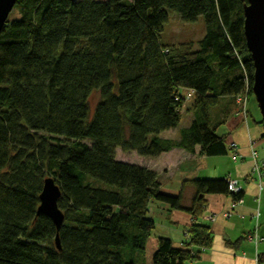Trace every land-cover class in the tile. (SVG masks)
Listing matches in <instances>:
<instances>
[{"label": "trees", "instance_id": "obj_1", "mask_svg": "<svg viewBox=\"0 0 264 264\" xmlns=\"http://www.w3.org/2000/svg\"><path fill=\"white\" fill-rule=\"evenodd\" d=\"M244 3L16 1L0 30V264H186L197 258L193 247L211 246L210 226L197 221L205 195L236 201L243 190L232 193L226 178H196L185 208L181 194L160 190L156 171L117 160L116 148L144 157L196 146L202 155L229 153L210 110L223 96L237 107L245 89L253 97ZM169 11L185 23L202 16L199 40L166 46ZM187 91L189 125L160 136L178 127ZM49 177L61 192L59 249L52 220L37 214ZM154 201L193 214L183 247L152 234Z\"/></svg>", "mask_w": 264, "mask_h": 264}, {"label": "crops", "instance_id": "obj_2", "mask_svg": "<svg viewBox=\"0 0 264 264\" xmlns=\"http://www.w3.org/2000/svg\"><path fill=\"white\" fill-rule=\"evenodd\" d=\"M219 100L220 103L210 110L212 120L220 123L216 131L224 136L225 143L236 144L237 152L241 156L237 162L232 160L228 152L215 156L202 155L199 153V146H196L192 153L182 148L162 152L153 158L155 161L149 160L143 166L156 171L162 192L170 195L181 194L182 206L185 208L192 205L195 190L191 182L194 179L229 177L238 180L243 188V196L242 201L235 206H232L233 201L229 195H205L207 204L197 221L210 226L212 243L208 248L193 247L197 258L187 261L186 264H257L255 258L260 253L262 242L255 245L246 236L256 229L264 237V229L261 228L264 221V178H261L259 187L256 178L251 175L250 155L251 143L255 150L260 144H264L263 132L243 120L230 98L223 96ZM224 111L227 113L223 117L221 113ZM176 135L177 132L174 136ZM228 213L229 216H225ZM148 214L153 218L155 228H159V233L156 234L168 237L175 247H183L185 229L196 222L193 214L171 209L162 202H152ZM206 215H215L214 221L206 220Z\"/></svg>", "mask_w": 264, "mask_h": 264}, {"label": "water", "instance_id": "obj_3", "mask_svg": "<svg viewBox=\"0 0 264 264\" xmlns=\"http://www.w3.org/2000/svg\"><path fill=\"white\" fill-rule=\"evenodd\" d=\"M16 1L0 0V30L6 23V19ZM243 11L245 44H247L252 58V65L254 66L251 86L252 94L256 101L261 120L264 122V0H245ZM60 193V189L52 177L44 179L38 196L39 205L37 207V214L41 213L51 219L57 230L54 238L57 249L60 248L58 231L64 219L59 207H57Z\"/></svg>", "mask_w": 264, "mask_h": 264}, {"label": "rangeland", "instance_id": "obj_4", "mask_svg": "<svg viewBox=\"0 0 264 264\" xmlns=\"http://www.w3.org/2000/svg\"><path fill=\"white\" fill-rule=\"evenodd\" d=\"M13 15H16V13H13ZM204 28L205 25L203 24V19L202 16H198V18L193 21V22H183L178 14L169 11L168 12V19L164 24V28L162 33L160 34L161 36V40L162 42L168 46V47H172L173 50H175V48L178 46H185L188 43H195L196 41L199 40V38L202 36L203 32H204ZM180 44V45H179ZM195 47V46H194ZM253 96V95H252ZM99 99V95L97 91H93L90 94V98L88 99V106L90 109V113L92 111V109L94 108V105L96 104V102ZM190 99H184V106H182L181 108V119L180 122L178 123V127L174 128V129H169L168 131H163L160 132V136H163L165 138H170V137H176L174 136V134L177 132V130L182 127V126H187L192 113H190L187 108L190 105L189 102ZM237 104V102H236ZM240 106L237 104V108H239ZM246 109L248 110L247 113V117H246V121L249 122V124L251 125V127H258V129L260 128L261 132H263V126H261L260 123H257L258 119L261 118L259 110L257 108V104L256 101L253 97H250L247 105H246ZM239 111V110H238ZM260 136L257 135L256 139H258V137ZM264 143V142H263ZM116 159L123 161V162H129L132 164H148L150 161H155V159H153L154 157H144V156H140L138 154H136L135 152L129 151V152H122L120 149L116 148ZM255 150V147H254ZM256 154H257V162L259 161H263L264 162V144H260L259 147H257V149L255 150ZM232 158V157H231ZM233 160V159H232ZM234 162H237L236 160H233ZM253 164V160L251 158V166ZM158 170H160V166L158 165ZM179 169V166L177 167ZM211 178V177H210ZM264 178V175L263 177ZM263 187H264V179H263V183H262ZM261 228L264 229V221H262L261 223ZM156 233H159V228H154L152 230V234L157 235ZM184 235L187 237L188 235H186L184 233ZM247 237V236H246ZM185 239V238H184ZM252 243H254L252 241ZM255 245H258V243H254ZM262 246L260 247V253L264 254V241L261 243ZM260 264H264V263H260Z\"/></svg>", "mask_w": 264, "mask_h": 264}, {"label": "built area", "instance_id": "obj_5", "mask_svg": "<svg viewBox=\"0 0 264 264\" xmlns=\"http://www.w3.org/2000/svg\"><path fill=\"white\" fill-rule=\"evenodd\" d=\"M191 92L192 91H187V93L185 94V98L184 99H190L191 96ZM235 100L237 102V104L240 106L239 109L242 113V115L246 118L247 114H246V105L248 102L247 99V89H245L244 92L239 93L238 95H236ZM229 153L232 157L233 160H237L239 157H241L236 149V144L234 143H229ZM250 155L251 158L253 160V164H252V168H251V175L253 177L256 178V181L258 182V186L260 187V181L261 178L263 177L264 174V162L263 161H259L257 162V154L254 150V146L253 143H251V151H250ZM227 188L232 192V193H239V191L243 190V188L241 187V185L239 184V181L234 179V178H229L227 177ZM242 199L239 198V200L233 201L232 202V206H235L237 203L241 202ZM215 215H206L205 219L210 220V221H214ZM225 216H229L228 214H225ZM247 239L249 241H253L254 243H261L264 239V237H262L261 235L258 234V232H256V229L252 230L249 235H247ZM257 257L258 255H256L255 260L257 261Z\"/></svg>", "mask_w": 264, "mask_h": 264}]
</instances>
